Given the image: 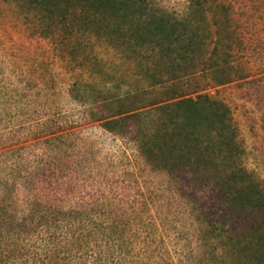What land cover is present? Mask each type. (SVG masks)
<instances>
[{
    "label": "rangeland",
    "instance_id": "obj_1",
    "mask_svg": "<svg viewBox=\"0 0 264 264\" xmlns=\"http://www.w3.org/2000/svg\"><path fill=\"white\" fill-rule=\"evenodd\" d=\"M212 2L228 6L226 51L238 76L212 80L211 43L194 55L189 75L136 94L145 80L136 76L134 55L77 32L69 45L34 35L18 7L0 0V219L25 220L34 252L48 251L62 264H138L140 257L149 264H245L231 246L221 262L208 250L219 244L206 235L220 220L235 235L246 230L241 213L217 205L216 185L171 174L145 157L142 140L157 112L146 108L107 124L120 109L155 103V110L206 94L229 107L239 164L264 186V0ZM156 3L182 14L189 0ZM71 53L85 57L69 62ZM108 87L121 98L111 109L99 93ZM47 222L70 224L69 237L45 236Z\"/></svg>",
    "mask_w": 264,
    "mask_h": 264
},
{
    "label": "trees",
    "instance_id": "obj_2",
    "mask_svg": "<svg viewBox=\"0 0 264 264\" xmlns=\"http://www.w3.org/2000/svg\"><path fill=\"white\" fill-rule=\"evenodd\" d=\"M5 1L18 7L34 35L60 37L69 45L77 32L84 39L94 38L122 51L129 59L134 55L136 76L145 80L144 88L134 90L136 94L189 75L194 69V55L206 51L211 43L214 46L207 69L212 80L227 84L238 76L229 66L230 54L226 51L232 31L227 26L229 13L225 4L189 0L186 11L179 14L157 4L156 0ZM84 57L85 54L80 58L71 53L69 62ZM99 93L108 109L121 99L111 94L109 87L99 89ZM153 106L156 104L111 112L108 117L112 119L107 124L125 120V114L141 116L146 108V114L156 111L154 129L142 140L141 149L147 160L171 174L186 175L196 183H214L221 210L225 209L227 214L241 213L246 221L245 233L235 235L227 220H220L206 235V238H218L219 244L207 249L220 262L225 248L231 246L239 261L264 264V186L239 164L242 150L229 107L206 94L159 103L155 110ZM3 219L7 223L1 222ZM16 222L5 217L0 219V264L63 263L50 259L48 251L34 252L28 238L32 229L25 228V220ZM48 224L52 228L48 227L45 236L53 240L69 237L70 224L47 222L45 226ZM219 248L221 252L217 251ZM137 262L149 264L145 257L138 258ZM74 264L93 263L81 258Z\"/></svg>",
    "mask_w": 264,
    "mask_h": 264
}]
</instances>
